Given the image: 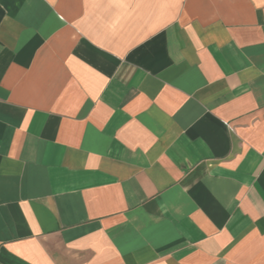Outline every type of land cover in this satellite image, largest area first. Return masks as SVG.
<instances>
[{"label":"crops","instance_id":"1","mask_svg":"<svg viewBox=\"0 0 264 264\" xmlns=\"http://www.w3.org/2000/svg\"><path fill=\"white\" fill-rule=\"evenodd\" d=\"M0 264H264V0H0Z\"/></svg>","mask_w":264,"mask_h":264}]
</instances>
